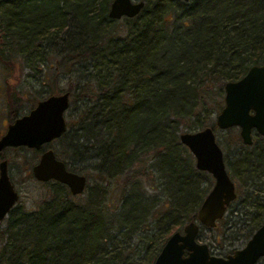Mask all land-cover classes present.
I'll return each mask as SVG.
<instances>
[{
  "label": "trees",
  "instance_id": "trees-1",
  "mask_svg": "<svg viewBox=\"0 0 264 264\" xmlns=\"http://www.w3.org/2000/svg\"><path fill=\"white\" fill-rule=\"evenodd\" d=\"M111 1L0 0V68L42 74V65L44 80H74L65 90L74 115L53 153L67 169L90 160L95 180L81 199L50 180L37 209L14 204L0 264H152L212 184L179 143L181 127L216 129L209 112L222 107L223 84L264 64V0H140L120 19L108 17ZM7 90L10 123L19 97ZM226 131L236 196L225 211L237 203L245 217L226 240L246 241L264 220V136L244 145L235 127Z\"/></svg>",
  "mask_w": 264,
  "mask_h": 264
},
{
  "label": "water",
  "instance_id": "water-1",
  "mask_svg": "<svg viewBox=\"0 0 264 264\" xmlns=\"http://www.w3.org/2000/svg\"><path fill=\"white\" fill-rule=\"evenodd\" d=\"M141 6L140 0H112L107 15L111 19L133 17ZM68 96L67 91L49 94L37 101L26 114L7 124L0 135V152L5 147L36 150L60 138L66 128L64 113L69 104ZM214 123L221 130L238 128L239 138L246 145L251 144L252 131L264 136V64L251 65L240 78L223 84V106L215 115ZM178 141L191 154L195 168L208 173L213 183L197 208L196 218L166 237L152 264H255L264 256V220L242 247L225 257L212 255L205 243L196 240L200 226L214 227L223 216L226 206L236 196L235 188L225 170L222 151L210 126L180 132ZM30 171L38 182L51 180L66 186L70 195L81 194L86 186L85 176L68 170L50 148L40 153ZM17 198L6 161L2 159L0 223Z\"/></svg>",
  "mask_w": 264,
  "mask_h": 264
},
{
  "label": "rangeland",
  "instance_id": "rangeland-1",
  "mask_svg": "<svg viewBox=\"0 0 264 264\" xmlns=\"http://www.w3.org/2000/svg\"><path fill=\"white\" fill-rule=\"evenodd\" d=\"M52 63L55 62L52 60ZM45 68V66H40L43 75L47 73V71L44 72L46 70ZM42 74L34 73L31 71V69L19 65L17 69H14L10 72L0 68V134L4 132L8 123L6 120V103L4 97V94L6 91H8L7 87L9 88V91L15 90V92L18 94L19 115L25 113L37 99L46 96L47 92L53 89H57L56 91L62 92L65 91L68 86H72L74 83V80L72 78H67V75L62 74L58 79L52 80L50 78L48 81L44 80ZM51 74L52 72H48L50 77ZM69 99L70 107L64 113L65 120H67V117H73L74 115L72 109H70L72 106V98L70 97ZM216 114L217 111L211 110L209 112V121H211V123L212 121L214 122ZM181 130L185 131L186 129L181 127ZM213 132L215 139L221 143L219 146L222 149V153H226L228 155L227 157L231 156L235 149L234 145L227 143L223 138V136H226V129L221 130L216 127ZM58 143L59 142L57 139L53 140L44 145V149L50 148L53 151V149H57L59 147ZM221 145L225 148L223 149ZM39 154L40 151L38 149L35 150L26 147H5L0 152V160L2 158L6 160L7 173L10 182L18 194L15 205H21L25 210L28 211L37 209V206L48 198V185L36 181L32 177L30 171L31 166L37 162ZM91 164L92 162L90 160H83L70 163V166H67L69 168L68 170L73 167L78 169L76 173L82 174L86 178V186L83 192L81 194L71 196H77V199H81L84 197L88 189L94 185V178L89 176ZM239 209L241 208L237 203L231 204V206L226 209L225 213L220 219L221 223L219 222L218 229H214L215 227L206 228L201 230L198 236H196V240L198 242L205 243L208 246V250L212 255L224 256L223 254L232 248L238 249L244 245L245 240L243 238H239L234 241L226 240V238L236 230L240 222H245V217H243V215L238 212L240 211ZM234 221H238V223H234ZM3 224L4 220L1 222L0 227H2ZM229 243L231 244L229 245ZM255 264H264V258L262 260H258Z\"/></svg>",
  "mask_w": 264,
  "mask_h": 264
},
{
  "label": "flooded vegetation",
  "instance_id": "flooded-vegetation-1",
  "mask_svg": "<svg viewBox=\"0 0 264 264\" xmlns=\"http://www.w3.org/2000/svg\"><path fill=\"white\" fill-rule=\"evenodd\" d=\"M39 100H41V99H37L35 102H34V104L25 112V113H22V114H19V115H17V117H19V116H21V115H23V114H26L29 110H31L34 106H35V104L37 103V101H39ZM223 106V105H222ZM16 118V117H15ZM14 118V119H15ZM7 124H9V123H7ZM7 126V125H6ZM6 128V127H5ZM236 128V127H235ZM228 129V128H227ZM225 130V129H224ZM237 130H238V128H237ZM253 134H256V132L255 131H252L251 132V140H252V136H253ZM1 135V134H0ZM256 135H258V134H256ZM239 136V135H238ZM258 136H260V135H258ZM241 140V139H240ZM242 142V141H241ZM251 143H252V141H251ZM243 144V143H242ZM46 145V144H45ZM244 145H246V144H244ZM250 145V144H249ZM39 151H40V153L43 151V150H45L44 149V145L43 146H41L39 149H38ZM222 151V150H221ZM40 155V154H39ZM222 157H223V153H222ZM2 159H4V158H2ZM1 159V160H2ZM5 160V159H4ZM6 161V160H5ZM6 168H7V163H6ZM50 181V180H49ZM212 183H213V179H212ZM211 187V186H210ZM15 190V189H14ZM209 190V189H208ZM207 193V192H206ZM227 207V206H226ZM222 218V217H221ZM220 218V219H221ZM219 220V219H218ZM221 257H225V256H221ZM258 261V260H257Z\"/></svg>",
  "mask_w": 264,
  "mask_h": 264
}]
</instances>
